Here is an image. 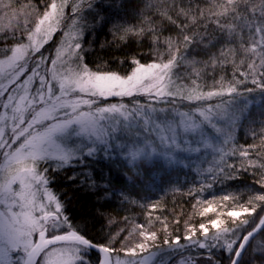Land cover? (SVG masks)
Returning a JSON list of instances; mask_svg holds the SVG:
<instances>
[{
    "label": "snow or ice",
    "instance_id": "obj_1",
    "mask_svg": "<svg viewBox=\"0 0 264 264\" xmlns=\"http://www.w3.org/2000/svg\"><path fill=\"white\" fill-rule=\"evenodd\" d=\"M85 5L95 7L0 0V264H264V120L257 131L249 119L253 105L264 117V0H149L155 14L116 31L151 37L154 58L133 56L123 73L85 62ZM245 123L259 145L237 139ZM100 153L117 165L102 192L136 203L142 182L148 203L143 223L125 217L128 227L96 239L50 173ZM181 174L201 219L172 228L149 193L182 191ZM244 174L252 183L228 190Z\"/></svg>",
    "mask_w": 264,
    "mask_h": 264
},
{
    "label": "trees",
    "instance_id": "obj_2",
    "mask_svg": "<svg viewBox=\"0 0 264 264\" xmlns=\"http://www.w3.org/2000/svg\"><path fill=\"white\" fill-rule=\"evenodd\" d=\"M20 4H24L25 0H19ZM35 4L43 8V0H34ZM95 7L89 11L85 5L83 13L84 23L86 24L84 36L81 40L83 52L85 55V62L93 70H111L118 72L129 71L127 61L135 56L141 58L142 62H149L154 58L150 55L153 52L154 46L151 37L141 38L137 36H129L125 41L119 40L122 33L116 31V25H128L137 23L139 13L141 11L151 12L155 14L154 9H147L145 5L149 0H93ZM204 0H201L203 4ZM70 11V10H69ZM100 13L105 17L104 23L93 21V16ZM2 14V13H0ZM34 19V17H33ZM31 22V21H30ZM159 23V21H157ZM21 25H23L21 23ZM19 35V34H18ZM164 36H174V32H164ZM61 36L57 33L54 35L53 40L45 46L43 50L45 54L53 53L55 47L60 42ZM121 61H125L121 63ZM229 74L232 69H227ZM252 115L250 120L255 123L251 127L259 131L260 122L264 120L259 114L255 105L251 108ZM237 139L244 143L260 144L259 139L255 141L248 135V125L242 126L237 130ZM113 159H116V154L113 153ZM116 164L104 158V154L100 153L95 158L83 160L80 163H74L71 167L65 168L58 173H50L53 175L54 181L52 187L67 203V214L71 217L72 221L79 227L83 228L87 225L89 234L96 239H101L107 233L113 234L121 228L128 227L124 218L127 217L129 221L136 220L144 222L145 208H141L142 203H148L143 199L144 192L142 190V182L140 186L131 188V200H136V203L122 201L121 199L114 198L102 192V189L107 186L110 179L109 167ZM126 171V170H124ZM75 173L78 177L76 182L66 179V177ZM112 175L116 172L112 171ZM150 179V174L145 175L144 180ZM176 177L173 176V180ZM188 183L185 184V180ZM179 187L182 191H171L170 185L160 184V191L150 192L151 202L159 201L161 208L153 213L159 215L161 219L167 217L169 227L175 228L172 221L179 219L181 221L180 227L183 223L192 217L193 222L199 221L201 218L194 215L200 206L193 208L195 201L185 195L188 188L191 187L192 176L191 174L186 178L184 175L179 176ZM230 187L228 190L243 189L246 184L252 183V177L244 174L241 179L229 182ZM217 195L221 194L220 186L213 189ZM206 198H211L207 193ZM246 198V196H245ZM217 204L219 201L216 202ZM210 216L213 214H209ZM157 228H162L163 225L156 222ZM95 259V253L92 254ZM201 264L206 262L201 261Z\"/></svg>",
    "mask_w": 264,
    "mask_h": 264
},
{
    "label": "rangeland",
    "instance_id": "obj_3",
    "mask_svg": "<svg viewBox=\"0 0 264 264\" xmlns=\"http://www.w3.org/2000/svg\"><path fill=\"white\" fill-rule=\"evenodd\" d=\"M21 23L23 24V20H21ZM58 34H59V35L61 36V38H62V33H58ZM113 156H115V155L113 154ZM111 170H112L113 172H117V165L112 166ZM124 170H126V169H122V171H124Z\"/></svg>",
    "mask_w": 264,
    "mask_h": 264
}]
</instances>
